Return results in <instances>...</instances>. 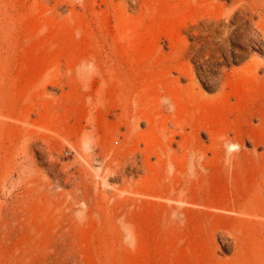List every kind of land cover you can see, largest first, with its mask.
I'll use <instances>...</instances> for the list:
<instances>
[{"label":"rangeland","instance_id":"rangeland-1","mask_svg":"<svg viewBox=\"0 0 264 264\" xmlns=\"http://www.w3.org/2000/svg\"><path fill=\"white\" fill-rule=\"evenodd\" d=\"M0 264H264V0H0Z\"/></svg>","mask_w":264,"mask_h":264},{"label":"bare ground","instance_id":"bare-ground-1","mask_svg":"<svg viewBox=\"0 0 264 264\" xmlns=\"http://www.w3.org/2000/svg\"><path fill=\"white\" fill-rule=\"evenodd\" d=\"M209 81V80H208ZM211 82V81H210ZM165 100V99H164ZM169 100V99H168ZM165 102H167L165 100ZM162 104H164L162 102ZM168 104V103H167ZM170 104V103H169ZM164 106V105H163ZM165 108V107H164ZM167 108V106H166ZM163 109V108H162ZM161 109V110H162ZM170 109H173L174 110V106H169L168 107V110ZM167 110V111H168ZM168 112H171V111H168ZM185 118V117H184ZM138 120L141 121V120H147L146 117L142 116V115H139L138 116ZM151 124V123H150ZM228 146H229V149L230 151H233L235 150L236 148V145L235 144H232V143H228ZM200 168L204 169L205 172H207L206 170L208 169V166L207 164H200ZM176 198V197H175ZM207 198L205 197H201L200 194L196 193V194H193V196L191 195H187V197L185 198H180V201L181 203L184 204V206H193V205H198V204H205L206 205V200ZM180 203V204H181ZM206 206H210V205H206ZM197 207V206H195ZM236 207V206H235ZM182 209V208H181ZM183 213H185L184 211H182ZM186 213H188V210L186 211ZM175 216L177 218V221H181L183 223H186L187 225L185 226V228H183V230L185 232H187L188 230V234H187V240L192 244L194 245L198 250H201L202 249V246H203V243H204V236H205V232H204V226L203 225H198L197 224H193L192 225V222L190 221L191 220V216H189V214L185 215V218H184V221L183 219L179 218L180 214L179 213H175ZM181 219V220H180ZM198 220V219H197ZM193 221V220H192ZM196 221V220H195ZM200 221V220H199ZM190 231V232H189ZM152 236V235H151Z\"/></svg>","mask_w":264,"mask_h":264}]
</instances>
